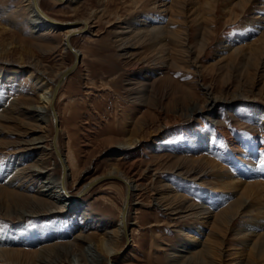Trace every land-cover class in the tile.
I'll use <instances>...</instances> for the list:
<instances>
[{"label": "rangeland", "instance_id": "rangeland-1", "mask_svg": "<svg viewBox=\"0 0 264 264\" xmlns=\"http://www.w3.org/2000/svg\"><path fill=\"white\" fill-rule=\"evenodd\" d=\"M153 1L75 0L68 5L41 0L39 6L50 19L69 24L40 34L27 23L26 0H0V170L10 158L17 166L8 183L22 179L13 189L0 182V237L11 244L23 238L19 246L3 247L6 256L0 264H34L35 251L44 244L47 249L40 248L39 254L51 255L47 264L55 259L62 264L61 259L73 255L81 258L83 251L89 260L105 264L92 250L100 237H116L110 226L127 196L122 175L132 186L128 240L119 238L121 253L111 264H264V247L250 249L254 233L243 231L255 217L264 218V187L249 185L246 190L249 186L240 182L229 190L219 180L218 167L209 169L224 164V155L232 152L242 158L241 152L251 150L243 142L258 143L252 152L264 146V113L253 102L264 104V0H247L243 8L242 0H207L213 6L206 0H181L179 11L177 0L163 5L159 0L160 23L154 19L133 31ZM81 19L87 20L88 29L69 38L80 53L78 64L59 84L53 101L56 142L68 170L67 192L81 210L73 212L66 205L65 212L56 213L38 194L41 183L30 177L29 168L42 153L38 146L51 148L44 159L50 176H59L61 169L52 149V122L38 125L29 113L37 101L26 66L48 75L69 67L74 55L64 47L63 29ZM152 25L158 29H144ZM229 37L234 41L229 43ZM208 95L221 101L210 105ZM235 95L241 96L228 102ZM194 131L207 134L223 155L183 148L190 146ZM134 142L124 157L116 158V146ZM27 146L35 148L33 154ZM115 170L122 181L101 179ZM253 171L255 178L251 173L239 180L264 183V172ZM12 190L25 207L14 205ZM216 201L220 205L210 208ZM227 202L232 207L245 202L228 212L235 215L229 224L218 217ZM191 206L203 212L184 211ZM189 228L201 231L196 248L188 253L180 245ZM41 239L44 244H36Z\"/></svg>", "mask_w": 264, "mask_h": 264}, {"label": "bare ground", "instance_id": "bare-ground-1", "mask_svg": "<svg viewBox=\"0 0 264 264\" xmlns=\"http://www.w3.org/2000/svg\"><path fill=\"white\" fill-rule=\"evenodd\" d=\"M40 1L41 0H26L25 9H26V11L29 14V18L27 20V23H28L30 29L33 32H35V33L40 32V34H45V33H48V32H54L55 30H57V25L53 22V19H50L41 10V8L39 6ZM50 1L53 2V3H63V4L65 3V4H68V5L69 4L73 5V2H75V0H50ZM160 1L161 2L159 3V0H154L153 2L150 3V5H153L152 8L144 11L141 14V17H139L137 19L139 22H137L134 26H132L133 27V31H140V29H139V25L140 24L148 23V22L151 23V22L154 21V19L156 20L155 22L160 23L159 22L160 19H159V16H158V15H160V13H159L160 11L158 12V10L156 9L157 8L156 4L159 3L160 5L161 4L163 5L166 0H160ZM242 1L243 2H241V3L239 2L240 3L239 5H240V7L243 8L244 4L246 3L247 0H242ZM249 3H250V1H249ZM175 5H176L175 9L178 10V11H179V9H183V7H184L183 1H181V0L180 1L177 0ZM206 5L211 6L212 3H210V1H207ZM177 12H176V14H177ZM241 12H243V11H241ZM171 18H172V16H171ZM130 21L131 20H129L128 22H130ZM128 22H127V24H128ZM156 28L158 29V27L152 25V27L150 29L148 27L147 28L145 27L144 29H146L147 31H150V30L153 31V30H156ZM84 29H88V22H87L86 19H81V20H76L74 22H70V25L68 26V28L63 29V43H64V47L66 48V43H69V38H70L69 36L73 32H78L79 33V31L84 30ZM228 40L230 41L229 43L234 41L232 37H229ZM74 50L77 51L76 49H74ZM79 55H80V53H79ZM26 67H28L26 74H27V76H29L31 82L33 83V85L35 87L34 90L36 91V101H37L36 102V106L31 107V111H29V113H30L31 117H33V115L35 116V118H36L35 122L38 123V125L39 124H44V123L46 124L47 121L48 122H52V116H51L50 111H49V106H50V102H51V99H52L54 93H56L55 92L56 91L55 90L56 83H58V81H59V83L61 84L64 81V78L69 73L66 76H64V72L66 70V69H64V70H60V71L54 73L53 75L52 74L48 75L47 73L39 71L37 68H36L37 70H35L34 66L27 65ZM146 78H148V76H146ZM59 86H58V88H59ZM58 88H57V90H58ZM240 96H236V95L234 97L232 96L233 98L229 99L228 102H230L232 99H235V97H240ZM209 98H210V102H211L210 105H212V104L215 105V103L217 105L221 101V98H219V97H212L210 95ZM253 102L255 103L259 114L261 112L264 113V110L262 109L264 107V104H262L258 100H254ZM259 107H261V108L258 109ZM46 116H49L48 119H47ZM186 122H188V120H186ZM260 125L264 129V120H262ZM193 134L195 135V137L193 138L190 146H183V148H185V149L188 148L190 151H193V152L197 153L198 155H200L201 153L204 154L203 152H205L206 155L211 156V157L214 156V155H216V156L218 155V157H219V154L223 155V151L224 150L221 149V148L216 147V145H214L212 140L209 139V137H207V134L205 135L203 133H199V131L198 132L194 131ZM41 139H40V141H41ZM37 140L39 141V139H37ZM30 142L33 145V140L30 141ZM135 143L136 142L131 143V144H127V145L116 146L119 149L118 150L119 152L117 153V155H116L117 157L116 158L117 159H121L122 157H124L125 154H126V152L124 150L126 148L134 146ZM243 143L247 147L246 150H248V149H251V150L247 151V152L246 151H243V152L240 151L242 158L239 157V156H236V154L232 152L231 155L234 158L231 155H224L226 157V159H224V164L222 163V165L218 166L217 164L214 163V164H212L209 167L210 170H213L215 167L216 168L218 167V169H216V170H217V173H218L219 180L222 183V186L223 187L226 186V188H228L229 190L234 189V187H235L234 184L240 183V182L245 183L246 186L255 185V186L264 187V183L262 181H251V182L245 181L244 182V181L239 180V177L245 176V175H246L245 177L248 178V176L251 173H252V176L254 177L255 174H256V173L254 174V171H253L254 169H260L262 172H264V170H263V168H264V146H263V148L259 149L258 151L252 152L253 148L256 147L258 143L257 142L256 143L243 142ZM55 144H56V146L58 148L57 142H55ZM248 144H250V145H248ZM25 148H27L29 150V152H32L31 154L34 153L35 148L38 149V150L41 149L42 153L37 158V160H36L37 162H35L33 164L34 166L32 165V167H30L29 169H31L30 170L31 179L34 178L36 181H38L37 184H39V182L41 183L42 190L38 191V194L40 192L41 193V197H46L45 198L46 200L44 201V204L46 205V207H48V205L46 203L50 202V203H52V206H50V207L56 209V210H54L56 213L65 212V210L67 209L66 205L71 207V208H68V209H72L70 211L75 212V211L81 210L79 202H76V200L71 198V196L67 192V179H68L67 165L64 163V167L65 168L63 170H61L59 176L52 177V176H50L51 174L47 172L48 170L45 167L46 161L44 160L45 156H46V151L51 149V148H46V146L45 147L38 146V147H35L34 149L28 148V146L25 147ZM52 149L54 151L53 139H52ZM231 149H233V148H231ZM23 150L24 149H22V151ZM209 150L214 151L215 154L214 155H209V153H208ZM58 151H59V148H58ZM60 156L64 159V157L61 155V153H60ZM35 157H37V156H35ZM20 158L21 157H19V159ZM64 160H63V162H64ZM231 164H233V165H231ZM227 165H229V166L230 165L231 166L235 165L234 166L235 168H234L233 172H231L229 170V168H228L229 166H227ZM16 166H17L16 163H13L12 160L10 158H8L6 163L3 164V171L0 170V182L3 181V182H5V184H9L8 186L11 187L12 189L14 188V186H17L16 184H18V183L22 184V179H19L16 183L13 182V181H10L8 183L9 179H11V173L16 170ZM204 169H206V168H204ZM115 171H110L108 173L112 174V175H115V176H118L117 175L118 171L117 170H115ZM27 175H29V174H27ZM122 177L124 179V180L123 179L122 180L125 182V185H126V194L125 195H127V196L125 197V201H124V204L122 205L121 212L119 213L118 219L115 222H112L111 223L112 225L110 226V230L112 232H114V235L116 237H114V238H111V237L110 238L100 237L99 240L95 243V249L92 250V251H95V252L99 253L103 257V260H104L105 264H111L113 257L115 255L121 253V250L119 248H117V243L119 241V238L122 237L126 242L128 240V227H127L128 223H127V220H126V216H127V210H128L127 208H128V202H129L128 201L129 200V194L131 192L132 186H131L130 180H128V178L126 176L122 175ZM94 179H96V177ZM94 179H92L88 183L84 184L83 187H81V190L79 192L81 193L83 190L84 191L87 190V188L90 186V182H92ZM97 179H98V177H97ZM249 188H250V186L246 190H248ZM246 190H245V192H243V193H245V195L247 194ZM9 194L11 196H13L11 198V200L14 203V205H21V206L25 207V203L26 202H23L24 200H22V198H21V196L19 194L14 193L13 190ZM246 196H244V198ZM27 198H29V197H27ZM208 198H210L209 195H208ZM242 204H245V202L244 203L243 202L238 203L235 206L237 208V210L242 208ZM213 205L215 207H218L220 205V202H217V201L214 202L212 204V207H210V208H214ZM225 206H226L225 211L222 213V215L219 214L218 217L221 218L220 220H222L224 218V220H225L224 223L225 224H229L231 222V218H233L235 215H234V213H229L228 214V212H231L230 210H232V209H233V212H234V208L235 207H232L230 205V203H228V202H227V204ZM244 207L245 206H243V208ZM223 208H221V209H223ZM176 209H178V208L177 207L176 208L175 207L172 208L173 211L174 210L176 211ZM184 211H186V212L187 211H192L191 213L194 215V214H196V212L197 213L198 212H203V209H199V210L196 211V210H194V207L191 206L189 209H188V207H186V210H184ZM33 212H36V210L33 209ZM82 212H83V215H81L80 217H82L84 219L86 214L84 213V211H82ZM263 220H264V218H262V217H255V221L253 223L247 224V226L243 230V231H246V232L251 230L249 232L251 234L254 233L253 234L254 236H252L250 241L248 242V245L251 246L250 249L254 250L256 248V246H258V248L259 247H264V222H263ZM197 229H195V228L187 229V232L185 234V240H184L183 244L180 245L184 249L187 248L188 253H189V251H192V250H194L196 248L195 240L197 241L198 239H200L199 238V236H200L199 233H200L201 230L200 229L197 230ZM50 237H51L50 239L55 238L56 237L55 233L51 234ZM2 239H3V237H0V257L6 256L5 255L6 254L5 248H3V247H7L9 244L10 245H15V246L16 245L19 246V245L23 244V238H21V237H20L19 241L17 243H15V244L7 243L8 239H6L5 241L3 240L4 243H2ZM37 241H39V242H37L36 244H38V243H43L44 244V242H45L44 239L37 240ZM40 248H41V250L43 252V249L46 251L47 246L45 244L41 245V246L38 247L37 250L40 251ZM39 251L38 252L35 251V255L36 256H35V259H34V264H37V263L38 264H47L48 263L47 262V260H48L47 257H49L51 255H47V257H45V258H41L42 253L39 254ZM180 251H182V250H180ZM200 251H201V249H200ZM48 252H50V251H48ZM203 252L204 253H202V256H204V258H206L207 255H208V252L206 250H203ZM129 257L131 258V255L128 256L127 260L129 259ZM73 258L74 259H71V258L70 259L66 258L65 260L61 259L64 262L62 264H100L101 263V262L99 263L96 259H93V257H92V259L89 260L87 258L86 251L82 252L81 258L76 257V255H73ZM59 263H60V261L59 260L57 261L56 259L52 262V264H59Z\"/></svg>", "mask_w": 264, "mask_h": 264}, {"label": "water", "instance_id": "water-1", "mask_svg": "<svg viewBox=\"0 0 264 264\" xmlns=\"http://www.w3.org/2000/svg\"><path fill=\"white\" fill-rule=\"evenodd\" d=\"M53 22L56 24V25H68L69 24V22H65V23H63V22H56V21H54L53 20ZM78 32H73L70 36H72V35H75V34H77ZM69 36V37H70ZM68 37V38H69ZM66 48L74 55V62L69 66V67H67L66 68V70H65V72H64V76H66L70 71H72V69L75 67V65L76 64H78V61H79V53L77 52V51H75L70 45H69V43H66ZM63 76V77H64ZM59 81H58V83H56V86H55V90H57V88H58V86H59ZM56 92V91H55ZM54 96H55V93H54V95H53V97H52V99H51V102H50V106H49V111H50V114H51V116H52V124H53V129H54V135H53V145H54V152H55V157H56V159L58 160V163H59V166H60V168H61V170H63L65 167H64V162H63V158L60 156V153H59V151H58V148H57V146H56V144H55V142H56V132L58 131L57 129V127H58V124H57V116H56V113H55V110H54V107H53V101H54ZM112 174H106L105 176H103V177H101V179H106V178H117V179H119V180H121L122 181V179L119 177V176H111ZM100 179V180H101ZM99 180V179H98Z\"/></svg>", "mask_w": 264, "mask_h": 264}]
</instances>
